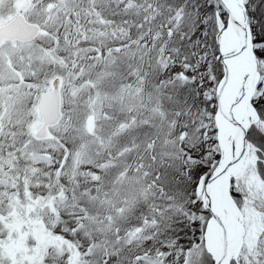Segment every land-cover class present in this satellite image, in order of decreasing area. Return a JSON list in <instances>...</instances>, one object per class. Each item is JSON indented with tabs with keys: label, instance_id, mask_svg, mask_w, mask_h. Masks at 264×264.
Listing matches in <instances>:
<instances>
[{
	"label": "snow or ice",
	"instance_id": "snow-or-ice-1",
	"mask_svg": "<svg viewBox=\"0 0 264 264\" xmlns=\"http://www.w3.org/2000/svg\"><path fill=\"white\" fill-rule=\"evenodd\" d=\"M0 264H264V0H0Z\"/></svg>",
	"mask_w": 264,
	"mask_h": 264
}]
</instances>
